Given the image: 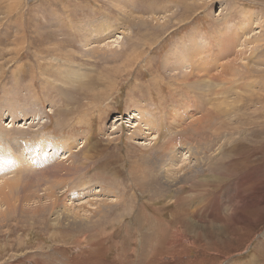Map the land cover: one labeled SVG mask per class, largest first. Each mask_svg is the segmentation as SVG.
<instances>
[{"label": "rangeland", "instance_id": "374dc122", "mask_svg": "<svg viewBox=\"0 0 264 264\" xmlns=\"http://www.w3.org/2000/svg\"><path fill=\"white\" fill-rule=\"evenodd\" d=\"M263 54L264 0H0V264H264Z\"/></svg>", "mask_w": 264, "mask_h": 264}, {"label": "bare ground", "instance_id": "6f19581e", "mask_svg": "<svg viewBox=\"0 0 264 264\" xmlns=\"http://www.w3.org/2000/svg\"><path fill=\"white\" fill-rule=\"evenodd\" d=\"M86 38V37H85ZM222 44V43H221ZM223 45V44H222ZM260 59L264 62V54L263 55H261V57H260ZM211 64V63H210ZM232 65V64H231ZM74 75H76V74H74ZM72 76V75H71ZM147 121H149V119L147 118ZM136 125V123L133 125V126H135ZM138 126V125H137ZM56 140V139H55ZM50 142V141H49ZM49 142H48V144H49ZM59 142V141H58ZM60 143V142H59ZM56 144H57V142H56ZM64 144V143H63ZM57 146V145H56ZM37 147L39 148V149H45L46 147H44V145H43V142H39V144L37 145ZM37 148V149H38ZM62 148V147H61ZM61 148H57V151L58 152H60L59 150H61ZM48 150V148H46V151ZM53 150V149H52ZM8 151V150H7ZM48 153H49V151H48ZM61 153H63V154H67V152H60V154ZM37 154V152L35 151V154L33 155V156H35ZM38 155H41V153H39ZM10 156V155H9ZM64 156V155H63ZM62 156V157H63ZM1 158V157H0ZM64 158V157H63ZM2 159V158H1ZM14 159V158H13ZM7 160V159H6ZM14 161V160H13ZM4 162V161H3ZM3 162L1 163L2 165H3ZM16 163V162H15ZM34 163V162H33ZM46 163V162H45ZM7 163L5 162V165H4V167L3 168H5V167H7V165H6ZM1 166V165H0ZM58 166L56 165L54 168H57ZM70 167V166H69ZM1 168L2 167H0V172H1ZM16 168H18V167H16ZM6 169V168H5ZM17 170V169H16ZM68 171L69 169H67V168H62V167H60V172H53V171H48L47 172V175L48 176H55V178L57 177V178H59L60 176H62L63 175V173H62V171ZM9 171V169L7 170V172ZM56 171V170H55ZM4 172H5V170H4ZM3 172V173H4ZM16 172V171H15ZM65 172V173H66ZM69 172V171H68ZM67 172V173H68ZM8 174H10V172H8ZM12 174V173H11ZM57 174V175H56ZM4 175H5V173H4ZM7 175V174H6ZM6 177H8V176H6ZM6 177H4V178H6ZM13 179V178H12ZM10 180V179H9ZM2 181H5V179L4 180H1L0 182H2ZM12 181V180H11ZM10 181V182H11ZM14 182V181H13ZM3 183H5V182H3ZM19 184H20V182H19ZM23 184V183H22ZM14 185V184H13ZM12 186V185H11ZM18 187V186H17ZM22 188V187H21ZM54 190V189H53ZM20 193V192H19ZM25 194V193H24ZM23 196V195H22ZM54 195L52 194L51 195V193L49 194V196H48V198L49 199H51L52 197H53ZM18 198V197H17ZM28 198H29V196H28ZM19 199V198H18ZM17 204V203H16ZM50 204V203H49ZM51 205H53L54 206V203H52V204H50V205H47V206H51ZM12 206V205H11ZM47 206H46V208H47ZM40 207V206H39ZM34 209V208H33ZM36 209V208H35ZM26 210V209H25ZM24 214V213H23ZM206 247V246H205ZM170 253H172V252H170Z\"/></svg>", "mask_w": 264, "mask_h": 264}]
</instances>
